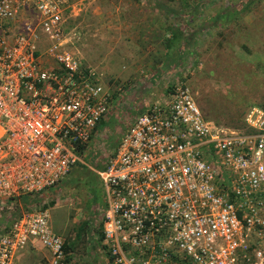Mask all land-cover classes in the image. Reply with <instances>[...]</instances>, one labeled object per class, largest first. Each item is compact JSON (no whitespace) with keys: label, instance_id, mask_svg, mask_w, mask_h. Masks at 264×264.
<instances>
[{"label":"built area","instance_id":"built-area-1","mask_svg":"<svg viewBox=\"0 0 264 264\" xmlns=\"http://www.w3.org/2000/svg\"><path fill=\"white\" fill-rule=\"evenodd\" d=\"M68 7L0 0V201L58 185L112 104L103 73L63 48ZM246 122L252 132L218 125L181 85L136 116L96 170L113 264H235L250 232L264 235V108ZM49 218L42 208L0 222V264L29 250L39 264H76Z\"/></svg>","mask_w":264,"mask_h":264},{"label":"rangeland","instance_id":"rangeland-1","mask_svg":"<svg viewBox=\"0 0 264 264\" xmlns=\"http://www.w3.org/2000/svg\"><path fill=\"white\" fill-rule=\"evenodd\" d=\"M149 1L70 0L63 48L97 66L105 84L109 79L121 87L119 91L128 88L132 96L120 100L102 118L78 153L79 160L58 185L27 194L28 202L22 197L0 201L2 223L29 210L48 208L52 230L75 243L72 256L76 264H113L98 231L105 188L96 170L106 165L133 113L170 98L181 85L189 88L205 117L225 128L247 132V112L264 104V0H255L250 9L240 11L223 27L214 24L215 13L226 7L237 9L241 0H162L159 8L150 7ZM136 2L145 3L135 6ZM156 12L162 15V35L155 47H148L149 43L131 36L132 21ZM110 27L116 37L118 32L127 34L124 42L104 39L106 33L101 30ZM174 27L183 29L184 39L169 48ZM50 43L43 40L39 45L43 50ZM135 62L142 69L134 70ZM84 222L87 225L78 238ZM39 258L29 250L20 264H39ZM235 258V264H264V235L252 230L247 247H239Z\"/></svg>","mask_w":264,"mask_h":264},{"label":"crops","instance_id":"crops-1","mask_svg":"<svg viewBox=\"0 0 264 264\" xmlns=\"http://www.w3.org/2000/svg\"><path fill=\"white\" fill-rule=\"evenodd\" d=\"M149 2H151L150 7H152V8L162 7V0H150ZM143 3H145V2H141V3L136 2L135 6L142 5ZM146 4H148V2H146ZM155 14L143 15L142 17L138 16V17H135L134 21H132L133 29H132V33H131L132 35L131 34L130 35L136 39L140 38V39L144 40V44L149 43L148 47H150V46L155 47L157 44L156 43L157 40L160 39L161 35H162V15H159L157 12ZM101 31H103V33H106V35H102V36L104 37V39H108L110 43L116 42V40H118V39H121V41L124 42L125 35H127V34H123L124 32H118L119 36H117V37L114 36V30L112 27H110L108 30H107V28L104 30L102 29ZM114 45H116V44L114 43ZM103 58L106 60L107 56H103ZM84 64H86V63H84ZM137 64L138 63L135 62V65H134V70H136V71L142 69L141 67H137ZM88 65H91V64H88ZM95 67L99 71H101L97 66H95ZM108 75L111 77L114 76V77L118 78L117 74L114 75V74L110 73ZM108 82L110 83L109 79H108ZM111 85H112L111 88H113V91H114V98L112 100V104L110 106L108 114L110 113V111H113L115 109L116 105L118 103H120V100L124 101V100H126L127 97L129 98L132 96L131 93L128 92V90H127L128 88L127 89L124 88L123 90L119 91L117 84L115 82L111 83ZM164 95H165V89L164 90L162 89V97ZM144 110H146V109L142 108V109H139L138 111H136V113H133L131 115L129 125L135 120V118L139 114V112L140 111L143 112ZM103 121H104V119H103ZM39 261H40V258L38 260V263H39Z\"/></svg>","mask_w":264,"mask_h":264},{"label":"trees","instance_id":"trees-1","mask_svg":"<svg viewBox=\"0 0 264 264\" xmlns=\"http://www.w3.org/2000/svg\"><path fill=\"white\" fill-rule=\"evenodd\" d=\"M254 1L255 0H241L239 2L240 3L239 6H237L238 7L237 9H235L234 7H226V8L219 9L214 15V18H213L214 24L217 27L226 26L228 24L229 20H231L237 13H239L240 11H245L247 9H250V7H251V5H253ZM259 1L262 2L263 0H259ZM182 33H183V29L182 28L174 27V28L171 29V36H170V38H168L169 48L172 47L177 40L184 39V37L182 36ZM189 39L190 38L187 37V41ZM261 107L264 108V104H262ZM102 122H103V119L98 123V125L96 126V129L99 128V125ZM252 131L253 130L249 127V131H247V132H252ZM83 150H84V146L80 145L78 147V153H81ZM79 165H81V163ZM104 166L105 165H101L100 168H104ZM97 176H99V175L97 174ZM27 194H32V193L21 194L19 196H14V197H11V198L13 199V198L22 197L25 202H28L29 200H28V195ZM8 199H10V198H8ZM13 218L14 217H12V219ZM86 225H87V222H84V224H82L80 226V230H79V233L77 235L78 238L81 237L82 231L85 229ZM98 231L100 232V240H102L103 234H102L101 226H100V229ZM74 244L75 243L73 242V240L71 238H66L65 239V246H66L67 250L72 251L74 249ZM69 257L71 258V256H69Z\"/></svg>","mask_w":264,"mask_h":264},{"label":"bare ground","instance_id":"bare-ground-1","mask_svg":"<svg viewBox=\"0 0 264 264\" xmlns=\"http://www.w3.org/2000/svg\"><path fill=\"white\" fill-rule=\"evenodd\" d=\"M101 120H102V119H101ZM101 120H100V121H101ZM100 121H99V122H100ZM97 125H98V124H97ZM95 129H96V127H95ZM94 131H95V130H94ZM93 133H94V132H93ZM92 135H93V134H92ZM87 143H88V142H87ZM87 143L84 145V147L87 145ZM69 171H70V170H69ZM67 174H68V173H67ZM67 174H66V175H67Z\"/></svg>","mask_w":264,"mask_h":264}]
</instances>
